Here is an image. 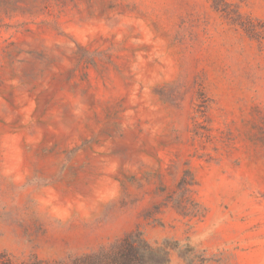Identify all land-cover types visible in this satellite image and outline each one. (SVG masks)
<instances>
[{
  "label": "rangeland",
  "instance_id": "1",
  "mask_svg": "<svg viewBox=\"0 0 264 264\" xmlns=\"http://www.w3.org/2000/svg\"><path fill=\"white\" fill-rule=\"evenodd\" d=\"M217 3L0 0L1 252L264 264V0Z\"/></svg>",
  "mask_w": 264,
  "mask_h": 264
},
{
  "label": "trees",
  "instance_id": "2",
  "mask_svg": "<svg viewBox=\"0 0 264 264\" xmlns=\"http://www.w3.org/2000/svg\"><path fill=\"white\" fill-rule=\"evenodd\" d=\"M213 1L218 11L230 15L227 3L218 4L217 0ZM194 185V178L186 174L178 183L177 196L170 198L173 207L185 217L196 218L200 215L197 210L198 204L191 196ZM170 250L167 241L162 245L154 246L141 232H133L109 247L58 262L42 260L36 255L31 256L27 261L18 262L8 252L0 251V264H171Z\"/></svg>",
  "mask_w": 264,
  "mask_h": 264
}]
</instances>
